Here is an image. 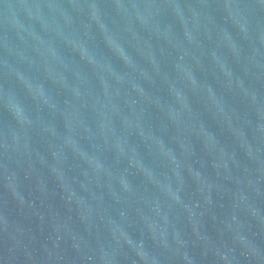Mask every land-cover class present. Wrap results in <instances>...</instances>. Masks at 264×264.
<instances>
[{
	"label": "water",
	"instance_id": "water-1",
	"mask_svg": "<svg viewBox=\"0 0 264 264\" xmlns=\"http://www.w3.org/2000/svg\"><path fill=\"white\" fill-rule=\"evenodd\" d=\"M0 264H264V0H0Z\"/></svg>",
	"mask_w": 264,
	"mask_h": 264
}]
</instances>
